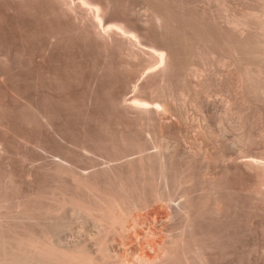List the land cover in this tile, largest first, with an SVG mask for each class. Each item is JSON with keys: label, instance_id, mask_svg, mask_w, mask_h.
<instances>
[{"label": "bare ground", "instance_id": "obj_1", "mask_svg": "<svg viewBox=\"0 0 264 264\" xmlns=\"http://www.w3.org/2000/svg\"><path fill=\"white\" fill-rule=\"evenodd\" d=\"M202 1L0 0V264H243L238 239L213 230L226 215L212 161L229 219L264 240V0ZM98 80L114 123L80 140L70 126L104 123ZM188 106L204 122L190 146ZM17 156L50 157L62 184L39 192Z\"/></svg>", "mask_w": 264, "mask_h": 264}, {"label": "rangeland", "instance_id": "obj_2", "mask_svg": "<svg viewBox=\"0 0 264 264\" xmlns=\"http://www.w3.org/2000/svg\"><path fill=\"white\" fill-rule=\"evenodd\" d=\"M200 1V3H198ZM198 3V4H197ZM202 3V4H201ZM204 2L202 1V0H197V2H196V7L198 8L199 7V9L200 8H202L204 5ZM202 6V7H201ZM227 66V65H226ZM225 67V66H224ZM224 67H220L219 69H221V70H219L220 71V73H224L226 70H228V68H224ZM224 68V69H223ZM226 69V70H225ZM99 82V83H98ZM98 82H97V84H96V88H95V94H93L96 98H98V99H100V101L98 100V103H96V108H97V110H98V112L100 113V117L102 118V120H103V122L104 123H101V122H98L97 121V123L96 122H90V123H86V124H83V125H72V126H70V128L72 129V131H74L75 132V135H78L77 137L78 138H80V140H83L84 138L85 139H95V138H100L102 135V137L101 138H107L108 136V133L107 132H105V129L103 128V125H106V124H111V123H114V119L112 118V117H110V115H109V111H108V107H107V105H106V101L105 100H103V99H106V97H105V95H104V92H103V87L104 86H106V84H105V81H104V83H103V80H98ZM84 87H85V85H84ZM101 87V88H100ZM99 89V90H98ZM96 90H97V92H96ZM101 91V92H100ZM220 95H221V97H220ZM127 96H129V95H127ZM226 97V95H224L223 94V96H222V94H219V95H217L216 94V96L214 95V97H211V99H214V100H211V102L213 103V106H215L214 108H216V113L217 114H219V115H221L226 109H227V107H228V104L226 103V101H225V99L227 100V98H225ZM219 98V99H218ZM224 99V100H222V99ZM218 101H217V100ZM220 100V101H219ZM215 101V102H214ZM222 101V102H221ZM100 102V103H99ZM102 102V103H101ZM217 103V104H216ZM227 105H226V104ZM215 104V105H214ZM106 105V106H105ZM217 106H218V112H217ZM99 108V109H98ZM105 108V109H104ZM186 109H187V111H186V113H188V118L185 120V122H188V126H187V123H184V125H186L185 127H188V128H186L187 129V135H184V134H186V129H184V125H180V127L183 129V135L186 137V139H185V143H183L182 145H187V146H190L191 145V143H190V141H191V139L193 138V137H198L199 138V135L197 134V131L199 130L198 128H203V125H204V122H202V114H200V112L198 113V111H196L195 110V108H192V106H188V107H186ZM189 110H191V111H193V112H191V111H189ZM195 110V111H194ZM222 110V111H221ZM191 112V113H190ZM193 113V114H192ZM221 113V114H220ZM106 114V115H105ZM197 115V116H196ZM195 117V118H194ZM200 117V118H199ZM105 118V119H104ZM109 118H111V119H109ZM197 118V119H196ZM198 118H199V121H198ZM192 121H191V120ZM188 120V121H187ZM189 120H190V122H189ZM192 122V123H191ZM193 122H194V124H193ZM100 125H99V124ZM106 123V124H105ZM195 123H197L198 125H196ZM200 123V124H199ZM101 124H103V125H101ZM189 124H191V127H190V125ZM107 125V126H108ZM229 126L228 128L230 129V128H232V125L231 124H228V123H226V126ZM231 125V126H230ZM74 126V127H73ZM100 126H101V128H100ZM225 126V127H226ZM78 127V128H77ZM98 128V129H97ZM103 128V129H102ZM100 129H102V130H100ZM193 130H195V131H193ZM197 130V131H196ZM193 131V132H192ZM77 132V133H76ZM79 132V133H78ZM104 132V133H103ZM227 132H229V133H227ZM227 132H226V134H228L227 136H230L229 134H231V132L230 131H228L227 130ZM92 133V134H91ZM195 134V136H193ZM109 135H110V133H109ZM190 135H192L191 137L192 138H190L189 136ZM197 135V136H196ZM87 137V138H86ZM95 137V138H94ZM189 137V138H188ZM187 138H188V140H187ZM190 139V140H189ZM201 139V138H200ZM188 142H187V141ZM184 141V140H183ZM201 142H203V143H205V145L204 144H202L203 145V148L204 149H207V151L208 152H211L212 154H214L215 153V150H213L214 148L211 146V143H209V142H207V141H205V140H201ZM189 145H188V144ZM209 143V144H208ZM209 145V146H208ZM255 147V148H254ZM260 147H261V145H260ZM260 147L258 146V145H254V146H252L251 147V152L253 151V150H255V152L254 153H259V151H261L262 149H260ZM213 148V149H212ZM253 148V149H252ZM257 148H259V149H257ZM262 148V147H261ZM257 150V151H256ZM213 151V152H212ZM215 155V154H214ZM18 158V159H17ZM47 158H49V159H47ZM47 160V161H46ZM14 163H15V167H16V170L17 171H20V167H25V168H37V171H36V175L34 176V179H35V185H36V189L39 191V192H42V191H44V188H47V186L48 185H51L52 186V184L53 185H61L62 183L61 182H56V181H52V178H50V176H48V175H46V173H44L45 171H44V169H42V168H48L49 167V165H50V161H51V158L50 157H42L41 159H39V160H37L35 163L33 162V164L32 163H29V162H26V163H29V165L28 164H24L23 162H22V160L17 156V157H14ZM21 161V162H20ZM19 164H18V163ZM214 161H212V163H210V167L211 168H209V172H210V170H211V175L213 174V175H215L214 176V178H215V182H216V184L218 185V183H219V185L221 186V185H224V186H219V188H221L220 189V202H221V204H222V207H223V211L225 210V211H228V212H225L224 211V215H226V219L224 220V221H222L221 223H219V224H217L216 223V225L215 224H213V230L215 229L216 230V228H221L222 227V229H225V231H229V232H226L225 233V235H228V236H231V235H233V236H235V238L236 239H238V241L237 242H239V243H237V245H238V249H240V252H241V254H242V257H243V264H256V258H255V253L257 252L256 250H255V247H256V249H258L259 251L261 250V248L262 247H264V240H262L261 238H258L257 237V235L256 234H254L253 232L251 233V232H243V226H239L237 229L240 231V230H242V231H238L237 229H236V225L234 224V219H232L233 220V223L231 222V219H229V213H232L231 211H232V208H231V206L233 205L232 204V197H231V195H230V193L228 192L229 190V187H230V182L228 181V179H226V177L224 176V174H223V171H221L222 170V164L220 163V162H218V163H216V161L213 163ZM39 163V164H38ZM34 164H36L35 166H34ZM43 164V165H42ZM214 164V165H213ZM27 165V166H26ZM3 166V167H2ZM34 168V169H35ZM6 169V167L4 166V165H2V164H0V173L1 172H3L4 170ZM97 169V168H96ZM216 170H217V172H216ZM219 170V171H218ZM44 171V172H43ZM91 171V170H90ZM213 172V173H212ZM223 176V177H222ZM225 178V179H224ZM217 179V180H216ZM64 180V179H63ZM224 181V182H223ZM43 184V185H42ZM66 184H67V186H66ZM228 185V186H227ZM65 186H66V189H67V191L68 192H73V190L69 187V185H68V183H65ZM224 188V189H223ZM70 189V190H69ZM223 189V190H222ZM223 196V197H222ZM229 198V199H228ZM44 202V201H43ZM43 204V203H42ZM156 204V203H155ZM153 206V205H152ZM155 207H156V210H159L160 212L162 211V209H164L163 211H162V213L165 211V209L167 210V212H164L163 214H162V216H163V219H165L166 218V215H167V217L168 216H170L171 217V219H172V222H171V219H170V217H168V218H166V219H168V223H167V221L165 220V224H166V226H164V229L162 228V233H163V237L165 236L166 237V234L167 235H169V236H171L170 234H174L175 233V219L172 217L173 215H171L170 214V210H168L167 208H166V206L165 205H160L159 203H157V205H154ZM153 206V208H155ZM158 206H159V208H158ZM165 206V207H164ZM162 207H164V208H162ZM150 208V207H149ZM153 208H150V210L149 211H151V209H153ZM230 208V209H229ZM228 209V210H227ZM148 210H143L144 212H146V211H148ZM229 210H230V212H229ZM144 212H141L140 214H142V217H141V215L139 216L140 217V219L138 218L137 219V222L139 223L138 224V226L140 227V228H145V226H146V223L149 221H147V219H149V218H147L146 219V217H148L147 215H146V213L144 214ZM168 213L170 214V215H168ZM229 220V221H228ZM144 222V223H143ZM171 223V224H170ZM77 224H79V225H77ZM168 224V225H167ZM227 224V225H226ZM81 224H80V222H78V223H74L73 224V228L75 229H71L69 232H67L66 234H64L63 235V238H64V240L65 241H73L74 239H77L78 238V236L80 235V230L82 229V226H80ZM222 225V226H221ZM230 225V226H229ZM233 225V226H232ZM242 225V224H241ZM142 226V227H141ZM169 226V227H168ZM221 226V227H220ZM224 226V227H223ZM234 227V228H233ZM227 228V229H226ZM229 228H231V229H229ZM241 228V229H240ZM73 230V231H72ZM79 230V231H78ZM231 230V231H230ZM244 231H246V230H244ZM165 232V233H164ZM243 232V233H242ZM73 235H72V234ZM79 233V234H78ZM161 233V234H162ZM168 233H170V234H168ZM236 234V235H235ZM68 235V236H67ZM70 235V236H69ZM72 236H73V240H71L72 239ZM74 237H76V238H74ZM132 238H133V236H131ZM256 237H257V239H256ZM70 240H69V239ZM259 239V240H258ZM235 240V239H234ZM259 241L258 243L260 244H258L256 241ZM245 243V244H244ZM257 243V244H256ZM249 245V246H248ZM256 245V246H255ZM262 245V246H261ZM244 246V247H243ZM257 246H259V247H257ZM251 248V249H250ZM260 248V249H259ZM253 251V252H252ZM256 251V252H255ZM248 252L249 253H251V254H248ZM255 252V253H254ZM113 253V252H112ZM254 253V254H253ZM249 255H251L252 256V259L251 258H249V257H251V256H249ZM214 259V258H213ZM124 261H126V260H123V262L121 261V264H127L126 262H124ZM215 261V260H214ZM231 261V260H230ZM249 261H251V262H249ZM253 262V263H252ZM110 263V262H109ZM109 263H107V264H109ZM218 263H220V262H218ZM220 264H229V260L227 259V260H225V261H222Z\"/></svg>", "mask_w": 264, "mask_h": 264}]
</instances>
